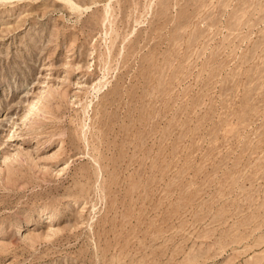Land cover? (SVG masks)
Returning <instances> with one entry per match:
<instances>
[{
    "label": "rangeland",
    "instance_id": "1",
    "mask_svg": "<svg viewBox=\"0 0 264 264\" xmlns=\"http://www.w3.org/2000/svg\"><path fill=\"white\" fill-rule=\"evenodd\" d=\"M0 264H264V0H0Z\"/></svg>",
    "mask_w": 264,
    "mask_h": 264
}]
</instances>
